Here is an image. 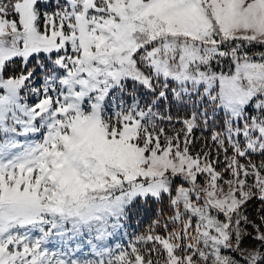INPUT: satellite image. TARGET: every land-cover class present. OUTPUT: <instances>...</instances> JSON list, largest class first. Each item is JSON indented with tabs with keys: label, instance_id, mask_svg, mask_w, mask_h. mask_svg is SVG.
I'll return each instance as SVG.
<instances>
[{
	"label": "snow or ice",
	"instance_id": "snow-or-ice-1",
	"mask_svg": "<svg viewBox=\"0 0 264 264\" xmlns=\"http://www.w3.org/2000/svg\"><path fill=\"white\" fill-rule=\"evenodd\" d=\"M0 264H264V0H0Z\"/></svg>",
	"mask_w": 264,
	"mask_h": 264
},
{
	"label": "rangeland",
	"instance_id": "rangeland-1",
	"mask_svg": "<svg viewBox=\"0 0 264 264\" xmlns=\"http://www.w3.org/2000/svg\"><path fill=\"white\" fill-rule=\"evenodd\" d=\"M132 225H134V227L132 229L130 228L129 231H133V230H135L138 227V225L135 222H133Z\"/></svg>",
	"mask_w": 264,
	"mask_h": 264
}]
</instances>
